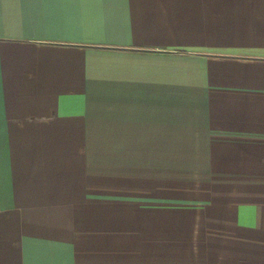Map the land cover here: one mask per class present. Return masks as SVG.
Instances as JSON below:
<instances>
[{
  "label": "crops",
  "instance_id": "obj_1",
  "mask_svg": "<svg viewBox=\"0 0 264 264\" xmlns=\"http://www.w3.org/2000/svg\"><path fill=\"white\" fill-rule=\"evenodd\" d=\"M0 264H264V0H0Z\"/></svg>",
  "mask_w": 264,
  "mask_h": 264
}]
</instances>
